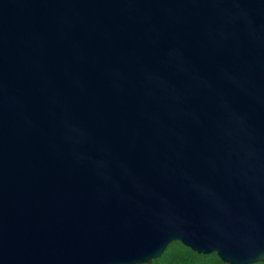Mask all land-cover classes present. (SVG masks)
<instances>
[{"label": "water", "instance_id": "water-1", "mask_svg": "<svg viewBox=\"0 0 264 264\" xmlns=\"http://www.w3.org/2000/svg\"><path fill=\"white\" fill-rule=\"evenodd\" d=\"M264 261V0H0V264Z\"/></svg>", "mask_w": 264, "mask_h": 264}, {"label": "trees", "instance_id": "trees-1", "mask_svg": "<svg viewBox=\"0 0 264 264\" xmlns=\"http://www.w3.org/2000/svg\"><path fill=\"white\" fill-rule=\"evenodd\" d=\"M151 264H228L217 253L199 254L180 241H174L164 251L160 258L153 260ZM253 264H264L256 262Z\"/></svg>", "mask_w": 264, "mask_h": 264}]
</instances>
